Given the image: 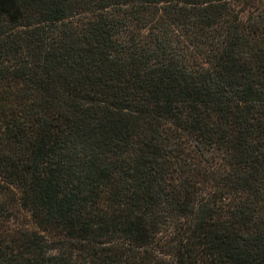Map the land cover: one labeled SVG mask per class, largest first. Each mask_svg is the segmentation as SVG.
<instances>
[{"label": "trees", "instance_id": "trees-1", "mask_svg": "<svg viewBox=\"0 0 264 264\" xmlns=\"http://www.w3.org/2000/svg\"><path fill=\"white\" fill-rule=\"evenodd\" d=\"M0 264H264V0H0Z\"/></svg>", "mask_w": 264, "mask_h": 264}]
</instances>
